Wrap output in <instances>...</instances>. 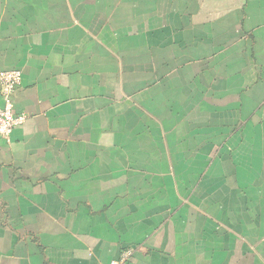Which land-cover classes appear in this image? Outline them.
Wrapping results in <instances>:
<instances>
[{"label":"crops","instance_id":"crops-1","mask_svg":"<svg viewBox=\"0 0 264 264\" xmlns=\"http://www.w3.org/2000/svg\"><path fill=\"white\" fill-rule=\"evenodd\" d=\"M8 70L0 264H264V0H0Z\"/></svg>","mask_w":264,"mask_h":264},{"label":"built area","instance_id":"built-area-1","mask_svg":"<svg viewBox=\"0 0 264 264\" xmlns=\"http://www.w3.org/2000/svg\"><path fill=\"white\" fill-rule=\"evenodd\" d=\"M22 85V73L19 70H8L0 73V140H9L14 130L23 126L28 115L26 113H15V96ZM132 252L127 251L123 254L121 264L126 263L131 257Z\"/></svg>","mask_w":264,"mask_h":264}]
</instances>
